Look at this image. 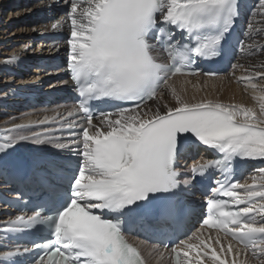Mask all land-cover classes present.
I'll return each mask as SVG.
<instances>
[{
    "label": "snow or ice",
    "instance_id": "obj_1",
    "mask_svg": "<svg viewBox=\"0 0 264 264\" xmlns=\"http://www.w3.org/2000/svg\"><path fill=\"white\" fill-rule=\"evenodd\" d=\"M63 2L64 17L51 28L67 29L77 103L57 116L71 139L21 134L30 122L5 130L0 158L29 140L66 155L47 162L55 179L42 178L46 195L32 213L4 222L13 242L0 246V264H147L126 238L136 229L158 234V242L143 241L158 264H264V167L243 182L230 179L240 161L264 164V0L237 42L246 63L232 65L252 106L188 98L191 81L178 86L176 79L218 75L196 65L228 55L241 0ZM186 142L214 158L197 161L181 179ZM197 177L216 185L206 214L199 229L169 247L164 226L184 218L180 193ZM30 236L43 242H18Z\"/></svg>",
    "mask_w": 264,
    "mask_h": 264
},
{
    "label": "bare ground",
    "instance_id": "obj_2",
    "mask_svg": "<svg viewBox=\"0 0 264 264\" xmlns=\"http://www.w3.org/2000/svg\"><path fill=\"white\" fill-rule=\"evenodd\" d=\"M8 1H10V2L12 1L10 3L11 5H16L14 3V2H16V0H0V5L2 3H8ZM57 2H58V0H48L46 2L41 1V0H33L31 2L32 8L30 7L31 9H29V10L32 11V13H33L32 16L35 19L36 18L38 19V17L39 18L44 17L48 13V11L54 10L55 6L59 5V4H56ZM61 4H64V2L62 1ZM26 12H27V9L20 11L19 17L24 16L26 14ZM11 14L7 15V17L8 18L11 17L12 16ZM1 16H2V11H0V17ZM63 17H64V15L59 13L58 17H57V21L52 22V23L62 21ZM11 22H12V20L7 22L6 24H10ZM4 23H5V19H4ZM38 23H39L38 30L40 29L41 33H45L46 31H49L50 29H52L51 28V24H52L51 22L46 21V22H42V23L38 22ZM6 26H8V25H5V27ZM2 27H4V25L1 26V23H0V28H2ZM34 30H35V28L32 29V32ZM4 37H5V35L0 36V40H3ZM14 39H15L14 41H17L16 37H14ZM33 40H35V42H33ZM7 41H9V40H7ZM36 41H37L36 36H34L33 34L30 36V38L25 37V40L22 41L26 44L25 50H24V52H22L18 55H16L17 53L15 54L14 52H10L9 50L7 51V49L9 47H11L12 42L8 43L6 45H3V47L0 46V54L3 55L0 57V78L5 77L6 81L11 82V81H13L12 80L13 77L7 76V74H6L9 70H12V71L17 72V73H22L23 68L28 63H31V61H33L37 55H58L60 52H62L64 50V44L63 43L56 44L54 47H51V46L43 45V43H41V41L38 43V50H36V49L32 48L34 43H36ZM17 50L19 52V49H17ZM33 72H35V71L33 70ZM242 73H243V70L239 69L236 71V76H240ZM231 75H232V73H231ZM43 77L44 76H42V78ZM32 79H34V78L33 77L26 78L25 80H18L17 79L19 81L18 85L25 84L26 82H29ZM176 79L178 81V86H179V82L189 81V80L191 81L190 83H187L184 85V87H186L188 90V93H187L188 98H191L192 95L195 94L196 99H200L203 97V98H209V99H213V100H220V101L225 102V103L243 104L245 106H252L254 104V101L251 99V90L249 89L246 92L245 87L242 83L241 84L232 83V80H234L235 78L230 77L228 75L217 77V78H212V79L207 78V77H203V76H199V77H178ZM204 81H207V83H204ZM3 83H0V85ZM0 95H2V96H0V99H3V101H8V100L10 102H16L17 101V100H14V98L17 97V95H15L13 93H10V95L8 97H6V94H3V93ZM22 115L23 116L25 115L24 117L21 116V118L23 117L22 119L16 120L15 118L14 119L12 118L14 120V121L12 120V122H9V120H7L8 122H6L5 121L6 119L5 120L0 119V124L3 125L6 129H11L14 124H23L26 120L34 119L36 116H38V113L31 111V112H26V114H22ZM12 134L15 135V133H12ZM31 142L32 141H30L29 143H31ZM29 143H27V144H29Z\"/></svg>",
    "mask_w": 264,
    "mask_h": 264
},
{
    "label": "rangeland",
    "instance_id": "obj_3",
    "mask_svg": "<svg viewBox=\"0 0 264 264\" xmlns=\"http://www.w3.org/2000/svg\"><path fill=\"white\" fill-rule=\"evenodd\" d=\"M12 2V1H11ZM10 1H8V3H2L0 5V11H2V16L0 17V23H1V26L4 25V27L0 28V36H3L5 35L4 39L3 40H0V46L3 47V45H6L8 43H11V47H9L7 49V51L9 50L10 52H14L16 55L24 52L25 50V43L22 42L23 40H25V37L27 38H30V36L33 34L34 36H37V35H40V34H43L41 33L40 29L38 30V26H39V23L37 21H35V19L33 18V13L32 11H30L29 9H31L32 5H31V2L29 3V5H27V0H16V2H14L16 5H11ZM31 7V8H30ZM27 9V12L24 16L22 17H19V12L20 11H23V10H26ZM31 15H30V13ZM12 13V14H11ZM11 14L12 16L11 17H7V15ZM8 18V19H7ZM4 19H5V23H4ZM10 20H12V22L10 24H6L7 22H9ZM5 25H8L5 27ZM10 25V26H9ZM35 28V30L32 32V29ZM31 30V31H30ZM2 31V32H1ZM23 31V32H22ZM6 32V33H5ZM32 32V33H31ZM38 32V33H37ZM4 33V34H3ZM14 37L17 38V41H14ZM24 38V39H23ZM9 40V41H7ZM33 42H35V40H33ZM40 41H36V43H34L33 47L34 49L38 50V43ZM36 44V45H35ZM24 47V48H23ZM37 47V48H36ZM19 49V52L18 50ZM23 49V50H22ZM27 49V48H26ZM12 50V51H11ZM3 56L0 54V57ZM25 68V67H24ZM23 68V70H24ZM22 70V71H23ZM12 71V70H11ZM237 71V70H236ZM14 72V71H12ZM33 72V71H32ZM7 76H11L9 75L10 73H6ZM229 75V74H228ZM13 77V76H12ZM15 77V76H14ZM14 81H16L18 78H14ZM34 77V76H33ZM231 77H233L231 75ZM27 78H31V77H27ZM12 79V80H13ZM26 78H24L25 80ZM18 80H21V79H18ZM33 80V79H32ZM4 82V83H3ZM12 82V81H11ZM11 82H8L5 80V77L4 78H0V83H3L0 85V94H6V97H8L10 95L11 92H8L7 91V88L3 85L5 84H10ZM19 83V81L16 82V85L17 86ZM232 83L234 84H241V83H237L234 80H232ZM6 90V91H5ZM2 96V95H0ZM5 97V98H6ZM4 98V99H5ZM0 103L2 102H10L9 100L8 101H3V99H0ZM225 103V102H224ZM9 113V112H8ZM8 113H2L1 114V110H0V119L1 120H5L6 122H8L7 120H9V122H12V120L15 118L16 120H20L22 119L24 116L22 114H26V112L20 114V116H15V117H12L13 115L11 114H8ZM21 116H23L21 118ZM10 117V118H9ZM27 117V116H26ZM13 118V119H12ZM14 121V120H13ZM21 134H24V132H22ZM23 144H25L24 142H21ZM27 145V143H26Z\"/></svg>",
    "mask_w": 264,
    "mask_h": 264
}]
</instances>
